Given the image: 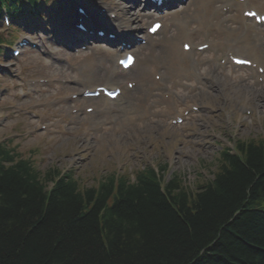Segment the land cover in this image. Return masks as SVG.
Masks as SVG:
<instances>
[{
  "label": "trees",
  "instance_id": "1",
  "mask_svg": "<svg viewBox=\"0 0 264 264\" xmlns=\"http://www.w3.org/2000/svg\"><path fill=\"white\" fill-rule=\"evenodd\" d=\"M238 149L196 190L152 169L81 190L0 146V264H264V147Z\"/></svg>",
  "mask_w": 264,
  "mask_h": 264
},
{
  "label": "rangeland",
  "instance_id": "2",
  "mask_svg": "<svg viewBox=\"0 0 264 264\" xmlns=\"http://www.w3.org/2000/svg\"><path fill=\"white\" fill-rule=\"evenodd\" d=\"M62 1L67 2L68 0ZM60 2V0H54L52 3L47 2V9H49L50 4ZM140 24L142 23L140 22ZM198 25L197 19L195 27ZM225 26L239 28L237 24ZM2 30L9 37L11 30L7 27ZM225 36L223 34L219 35L218 38L215 36L213 38L198 35L195 36L194 41L197 45L202 42L212 43L223 40ZM227 49L228 47L219 49L214 51V54L208 53L209 55L196 53L193 56L182 57L185 60L182 64L184 70H191L193 63L198 64V75L203 78L200 84L185 81L188 84H196L194 90L182 85L174 88L178 99L190 100L182 110L191 108L192 105L201 107L199 116L188 122L186 130L172 134L174 127L170 125L163 127V122L158 125L153 123L155 119H152L140 124L142 130L121 129L119 131L120 138L112 135L111 127L105 128L103 133L94 134L89 127L91 119L86 121L85 118L76 116L81 123H74L73 118L67 115V106H61L62 108H59L58 112L52 110L48 113L43 110L48 107H42L32 111L35 117L30 118L25 113L26 110H30V105L43 102L46 99L55 101L59 96L67 98L74 92H80L81 89L79 88L84 86H53L47 88L43 95L29 96L26 87L32 79H62L65 76L71 80V77L76 76V74L72 72L69 66L44 63L43 55L27 54L14 60V62L11 58L6 57L1 62V66L5 69L2 75H14L13 79L16 81L11 85L7 83L9 84L7 87L0 86V88L13 90L10 94L7 91L6 95L9 96L4 98L0 108V120L3 116H9L8 119L0 121V143L7 142L6 146L13 148L21 158L30 160L33 167L42 176L49 170H57L63 173L71 171L81 190L97 187L105 177L111 174H115L117 177H126L132 173L131 176L134 179L133 173L145 168V165H151L155 168L159 165L163 167L169 165V171L165 173L166 179L176 174L185 180L187 186L202 184L211 179L213 173L219 169V166L215 164L219 151L223 147H232V140L240 138V142H245V138H254L264 141V103L261 101L256 105L249 97L250 94L264 92V85L259 87L258 91L245 88L246 84L252 82L248 81L250 73L232 70L229 67L223 68L218 65L219 59L226 56ZM57 52L53 53L56 55L61 53ZM145 54L143 52L141 57L143 58ZM86 55L99 58L94 51ZM164 58L152 55L146 57L142 65L143 60L141 61L136 73L140 72L142 75L143 69L148 64L146 61L149 62L151 59H157V64L165 66ZM208 61H210L209 64H203V62ZM70 63L72 64V62ZM136 73L132 77L136 78ZM106 76L107 73L104 72L100 73L98 78H105ZM170 76L179 82L175 71H171ZM228 77L238 83L228 84ZM138 80H145V77L142 75V78ZM20 82H22L23 89L19 91ZM172 86L173 83L171 82L166 91L169 92ZM164 91L159 90L156 93L162 94ZM23 92L27 98L25 100H21L19 97ZM141 92L142 90L138 93ZM143 93L145 92L137 95V97L145 99ZM126 101L131 111L137 107L140 100L136 101L128 96ZM152 101L162 102L160 97L159 99L153 98ZM83 103V100H78L73 103V107L82 108ZM141 105H145V103L141 102ZM10 106H14L12 114L6 111ZM239 107H241V115L244 119L236 120V109ZM222 109L226 112H222ZM248 113L250 114L246 117ZM47 115L52 116V118ZM62 115L65 119L63 122L59 120ZM41 116L44 117L43 120ZM43 125L48 128L42 130ZM29 131H33V134H29ZM131 135H140V138L135 140ZM91 136H95L92 142L90 141ZM101 136L105 140L101 141V138V142H98ZM187 136H194L193 143H187ZM110 142L113 144L109 145ZM96 144L98 148H95ZM177 145H180V148H176Z\"/></svg>",
  "mask_w": 264,
  "mask_h": 264
},
{
  "label": "bare ground",
  "instance_id": "3",
  "mask_svg": "<svg viewBox=\"0 0 264 264\" xmlns=\"http://www.w3.org/2000/svg\"><path fill=\"white\" fill-rule=\"evenodd\" d=\"M259 1H264V0H248V4L250 6L253 5L256 8H259L260 7ZM197 3L199 4L198 10L203 15L204 19L206 21L213 22L215 20V18L213 16L214 7L211 6V3H209L208 0H197ZM255 4H257L259 6L255 5ZM239 21H240V19H239ZM218 24H220V23H218ZM248 28H252V27H248ZM244 53H246V51H244Z\"/></svg>",
  "mask_w": 264,
  "mask_h": 264
}]
</instances>
